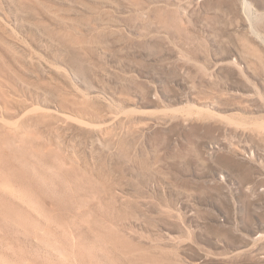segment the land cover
Returning a JSON list of instances; mask_svg holds the SVG:
<instances>
[{"label": "rangeland", "instance_id": "374dc122", "mask_svg": "<svg viewBox=\"0 0 264 264\" xmlns=\"http://www.w3.org/2000/svg\"><path fill=\"white\" fill-rule=\"evenodd\" d=\"M0 264H264V0H0Z\"/></svg>", "mask_w": 264, "mask_h": 264}, {"label": "bare ground", "instance_id": "6f19581e", "mask_svg": "<svg viewBox=\"0 0 264 264\" xmlns=\"http://www.w3.org/2000/svg\"><path fill=\"white\" fill-rule=\"evenodd\" d=\"M249 10V8H247ZM260 241V240H259ZM255 243V242H254Z\"/></svg>", "mask_w": 264, "mask_h": 264}]
</instances>
